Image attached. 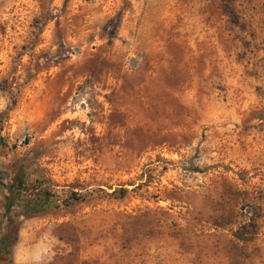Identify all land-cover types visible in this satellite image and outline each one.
Masks as SVG:
<instances>
[{
  "label": "rangeland",
  "instance_id": "374dc122",
  "mask_svg": "<svg viewBox=\"0 0 264 264\" xmlns=\"http://www.w3.org/2000/svg\"><path fill=\"white\" fill-rule=\"evenodd\" d=\"M0 264H264V0H0Z\"/></svg>",
  "mask_w": 264,
  "mask_h": 264
},
{
  "label": "trees",
  "instance_id": "16d2710c",
  "mask_svg": "<svg viewBox=\"0 0 264 264\" xmlns=\"http://www.w3.org/2000/svg\"><path fill=\"white\" fill-rule=\"evenodd\" d=\"M19 185H20V187H23L24 182L21 180L19 182ZM10 199L13 200L14 198L12 197ZM48 199L49 198H45L43 201H36L34 203L30 202V203H27V204L30 205L31 210H33L35 213H38V212L42 211L41 210L42 208L43 209L47 208V206L49 205V200ZM74 199L80 200L81 198H74Z\"/></svg>",
  "mask_w": 264,
  "mask_h": 264
}]
</instances>
